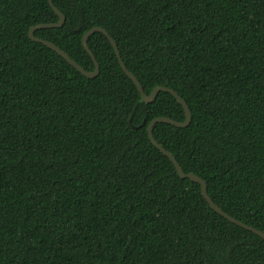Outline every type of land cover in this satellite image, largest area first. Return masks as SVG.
Listing matches in <instances>:
<instances>
[{
  "label": "trees",
  "instance_id": "trees-1",
  "mask_svg": "<svg viewBox=\"0 0 264 264\" xmlns=\"http://www.w3.org/2000/svg\"><path fill=\"white\" fill-rule=\"evenodd\" d=\"M34 36L86 71L93 27L149 95L186 103L154 140L212 201L264 233V0H52ZM47 0H0V264H264V240L216 214L149 141L144 103L101 33L82 76L28 37Z\"/></svg>",
  "mask_w": 264,
  "mask_h": 264
},
{
  "label": "water",
  "instance_id": "water-1",
  "mask_svg": "<svg viewBox=\"0 0 264 264\" xmlns=\"http://www.w3.org/2000/svg\"><path fill=\"white\" fill-rule=\"evenodd\" d=\"M50 8L53 10V12L57 15L58 17V22L56 23H49V24H38V25H34L33 27H31L28 31V37L31 41L33 42H37L40 43L44 46H46L47 48L51 49L52 51H54L57 55H59L61 58H63L70 66H72L73 68H75L82 76L86 77V78H95L98 75L99 72V67H98V63L93 55V53L91 52V50L89 49L88 45H87V40L89 39V37L91 35H93L94 33L98 32L103 34L106 39L108 40V42L110 43L113 52L115 54V57L117 59V62L121 68V70L123 71V73L130 79V81L134 84V86L136 87L138 93L141 96V99L144 103H151L153 101H155L158 93L160 92H166L171 94L176 101L181 105L183 111H184V115H185V119L183 122H177L175 120H172L168 117H157L153 120H151L147 126V136L148 139L150 141V143L159 150L160 153H162L165 157H167L169 159V161L172 163L177 175L181 178V179H189L190 181L197 183L200 186V193L201 196L203 197V199L206 201V203L209 205V207L219 216L223 217L225 220H227L228 222L235 224L236 226L247 230L255 235H257L258 237H260L261 239L264 240V233L260 230H257L233 217H231L230 215H228L227 213L223 212L213 201L212 199L208 196L207 194V187H206V183L203 179H201L200 177H198L197 175H194L192 173H185L182 168L180 167V165L178 164V162L175 160V158L172 156L171 153H169L167 150H165L163 147H161L153 138V134H152V129L153 126L155 124L158 123H164V124H169L175 127H179V128H185L190 124L191 121V114L190 111L186 105V103L182 100V98L172 89L167 88V87H162V86H156L152 89L151 93L149 95H146L140 85V83L138 82V80L133 76V74L126 68V66L124 65L121 56H120V52L118 50V47L115 43V41L110 37V35L108 34V32L102 28V27H93L91 29H89L86 33L83 34L82 36V46L84 48V50L86 51V53L89 55V57L91 58L93 65H94V69L93 71L89 72L84 70L79 64H77L74 60H72L65 52H63L61 49H59L56 45H54L53 43L46 41L44 39H39L37 37L34 36V32L38 29H51V28H60L62 27V25L65 22V17L64 15L54 6L53 1L52 0H47Z\"/></svg>",
  "mask_w": 264,
  "mask_h": 264
}]
</instances>
